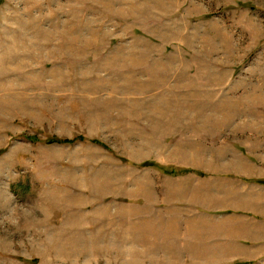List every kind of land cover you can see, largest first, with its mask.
Returning <instances> with one entry per match:
<instances>
[{"label": "rangeland", "instance_id": "rangeland-1", "mask_svg": "<svg viewBox=\"0 0 264 264\" xmlns=\"http://www.w3.org/2000/svg\"><path fill=\"white\" fill-rule=\"evenodd\" d=\"M253 180L264 0H0V264H264Z\"/></svg>", "mask_w": 264, "mask_h": 264}, {"label": "crops", "instance_id": "crops-1", "mask_svg": "<svg viewBox=\"0 0 264 264\" xmlns=\"http://www.w3.org/2000/svg\"><path fill=\"white\" fill-rule=\"evenodd\" d=\"M210 138H216V137L212 136ZM224 138H225L224 136H220L219 140H224ZM242 148H245V147L242 146ZM246 149H248V147ZM244 154H246V155H244ZM249 157H251V155L248 152L247 153H244V152L237 153V151H236V155L234 156V158H237V160H236V162L231 163V165L232 164L237 165L238 169H235L237 171L233 170V172H231V173L239 174L238 170H240V168L244 166V170H243L244 172L241 173V174L250 175L249 174L250 172H247V171L248 170H253L254 168H252V167H255V166L253 165V162L249 159ZM224 164H226V163H224ZM240 165H241V167H239ZM250 165H252V167ZM222 222H224V221H222ZM233 224L225 226L224 230L222 229L223 233H225V230H227L230 233L232 232V234H231L232 236H230V237H233V238H238L239 236L242 237L243 235H250V232L251 231L253 232L256 229V228H253L255 226H253V225L251 226L250 223H247V222H244V223H241V224H235V225H233ZM252 235H254V234H252ZM241 239H244V238H241ZM244 240H247V244L249 243L248 242L249 241L248 238H245ZM218 243L224 244L225 242H217V244ZM225 245H229V244H225ZM230 245H232L234 249L238 248V244L235 241V239H232L230 241ZM240 249H245V248L242 247Z\"/></svg>", "mask_w": 264, "mask_h": 264}, {"label": "trees", "instance_id": "trees-1", "mask_svg": "<svg viewBox=\"0 0 264 264\" xmlns=\"http://www.w3.org/2000/svg\"><path fill=\"white\" fill-rule=\"evenodd\" d=\"M29 138H31V137H29ZM76 140H77V138H72V139H53V140H48V142L49 143H51V142L72 143V142H75ZM143 165L158 166L156 164H153V162H150L148 164L144 163ZM190 171H191L190 169H186V168H174V170H170L169 172H165V173L177 176V175H180V174L189 173ZM253 181H256L258 183H264L263 180H253Z\"/></svg>", "mask_w": 264, "mask_h": 264}]
</instances>
